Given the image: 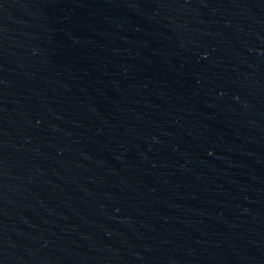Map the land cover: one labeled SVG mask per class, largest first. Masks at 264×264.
I'll return each mask as SVG.
<instances>
[{"label": "water", "instance_id": "95a60500", "mask_svg": "<svg viewBox=\"0 0 264 264\" xmlns=\"http://www.w3.org/2000/svg\"><path fill=\"white\" fill-rule=\"evenodd\" d=\"M0 264H264L198 0H0Z\"/></svg>", "mask_w": 264, "mask_h": 264}]
</instances>
